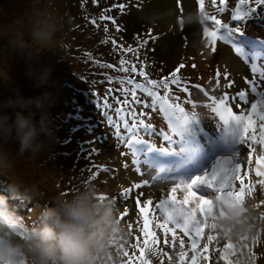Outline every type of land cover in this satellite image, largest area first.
Returning <instances> with one entry per match:
<instances>
[{
    "label": "rangeland",
    "instance_id": "obj_1",
    "mask_svg": "<svg viewBox=\"0 0 264 264\" xmlns=\"http://www.w3.org/2000/svg\"><path fill=\"white\" fill-rule=\"evenodd\" d=\"M237 7L243 11L247 5L239 0H225V11L221 12L220 0H215V4L213 0H204V15H214L231 27L242 25L240 31L229 29L263 42L264 6L241 21H233ZM196 8H199L197 0H0V102L14 97L17 90L24 97H40L42 107L33 105L23 111L34 112L37 121L46 115L49 129L38 137L43 141L38 152H19L15 140L0 142V151L8 154L11 164L9 168H0V193L7 194L11 182L19 186V193L9 203L26 223H31L40 206L50 204L53 198L71 196L84 185L93 184L101 196L111 199L119 209L120 220L130 233L121 246L130 255H140L139 247L145 239L143 220L147 216L149 230L157 240L154 250L146 251L150 264H169L172 259L175 264H193V256L195 264H232L234 247L225 248L233 245L232 241L217 243L216 234L208 228L193 249L189 237L181 230H176L173 240L171 233L165 237L162 229L156 227L162 219L156 205L177 184H189L195 177L211 172L218 160L240 164V178L235 181L237 190L241 183L252 186L253 190L237 202L255 198L257 207H264V183H261L264 176L257 175V168H264L259 120L254 124L256 141H243L241 125L235 120H222L213 102L225 97L233 114H247L252 102L264 100V65L259 68L241 58L230 42L221 41L226 38L221 30L222 39L216 41L213 50L203 35L205 26L213 28L211 21L205 19L193 27L180 22L183 12ZM102 16L111 19H101ZM41 18L56 25L52 39L46 43L31 39L32 25ZM18 34L25 45L22 51L12 43ZM42 67L50 68L51 74L38 87L29 73ZM133 67L135 72L131 71ZM141 70L145 73L143 77ZM173 71L180 77L179 87L171 83L167 90L149 87L157 97L180 105L189 118L183 125L190 126L193 134L197 132L201 152L194 155L187 151L180 134L181 125L171 132L170 123L164 120L166 112L160 110V101L153 104L152 97L137 90V96L152 106L143 109L144 116L139 115L140 106L135 107L137 153L129 154L124 147L131 143L127 145L125 139L117 138L105 116L106 88L127 89L131 87L129 79L142 84L162 78L170 80ZM185 87L187 93L183 91ZM112 95L124 98L123 92ZM108 102L112 108L117 107L111 97ZM108 114L115 119L113 112ZM128 119L131 124L132 118ZM120 130L123 132V125ZM164 134L170 137L164 139ZM152 145L158 152H167L165 148L173 152L157 154ZM93 148L98 151L92 152ZM156 155L164 156V167L161 162L157 164ZM201 185L209 190L199 195L209 200L218 195L215 186ZM198 188V184L193 185L195 192ZM176 196L180 198L182 190L178 189ZM140 207L145 209L143 214ZM260 221L264 223V213ZM255 238L258 239L253 244ZM245 247L248 264H264V226L245 241ZM249 248L255 257L250 258ZM113 259L115 264H121L127 258L118 255L114 247Z\"/></svg>",
    "mask_w": 264,
    "mask_h": 264
},
{
    "label": "clouds",
    "instance_id": "obj_2",
    "mask_svg": "<svg viewBox=\"0 0 264 264\" xmlns=\"http://www.w3.org/2000/svg\"><path fill=\"white\" fill-rule=\"evenodd\" d=\"M204 20L200 8L180 15V22L189 27ZM55 31L53 21L41 18L32 25L31 39L46 43ZM12 43L19 51L25 47L19 34ZM29 74L39 87L47 82L51 69L42 67ZM33 105L42 107L41 98L24 97L19 90L14 97L0 102V142L17 141L21 153L40 151L43 141L38 137L49 129L46 115L37 121L34 112L23 111ZM9 108L13 112L7 111ZM10 166L8 154L0 151V168ZM19 190L11 182L7 194L0 193V264H115L113 249L126 242L130 233L114 202L102 198L95 185L86 184L71 196L53 198L50 204L40 206L31 223H26L9 203ZM211 201L214 215L209 217V231L216 234L217 243L232 241L236 253L232 264H248L245 241L264 226L260 221L264 207L258 208L255 198L234 202L227 195H216ZM169 264H175V259Z\"/></svg>",
    "mask_w": 264,
    "mask_h": 264
},
{
    "label": "snow or ice",
    "instance_id": "obj_3",
    "mask_svg": "<svg viewBox=\"0 0 264 264\" xmlns=\"http://www.w3.org/2000/svg\"><path fill=\"white\" fill-rule=\"evenodd\" d=\"M95 2V0H94ZM199 4V8L202 12H204V0H197ZM240 4L247 5V8L243 11L237 7L234 12L232 19L233 21H241L245 19L248 15L253 14L257 11L259 6H264V0H239ZM213 4H215V0H213ZM120 7H123L121 5ZM221 12L225 11V0H220V8ZM101 19H111V17H101ZM205 19L211 21L213 24V28L210 30L207 26L203 29V35L208 39L210 45L215 48V44L217 40L222 39L219 35L220 29H234L235 31H240L242 25H235V27L229 26L227 23H222L219 19L214 15H206ZM114 22V21H113ZM95 23V21H93ZM123 61L121 64L123 65ZM181 65L180 67H182ZM195 67V65H193ZM122 70L128 71L127 68H123ZM131 71L135 72L136 69L133 67ZM140 75L143 77L145 73L143 70L140 71ZM217 76L219 73L217 72ZM171 79L162 78L161 80H149L147 84L137 83L135 80L129 79L127 83L131 86L127 89H113L111 87L106 88L104 96H103V107L108 109L105 112V116H107V120L109 125H111L116 130L117 138H123L127 142V145L130 144L133 140L131 137L137 135V121L136 116L137 112L135 111L136 106H140L141 112L140 116L146 115L143 111L144 108H150L152 105L146 103L145 100H142L139 96H137V90H141L143 93L153 98V104L159 100L160 101V110L168 113L169 123H170V131L174 132L176 127L180 124L186 122L189 118H187L184 110L180 107L178 103H169L165 97H157L156 92L152 90L151 86L155 87H163L165 90L168 89L169 84L176 85L179 87L181 80L180 77L177 76L176 72L173 71L170 74ZM109 83H111V79L109 78ZM253 92L256 91V85L253 81ZM184 92H188V89L185 87L183 89ZM114 92H123L124 98L121 99L118 96H113ZM114 101L117 107L112 108L111 104H109V98ZM240 98H244V93H240ZM217 104L215 111L219 113V117L225 122L229 120H235L238 124L241 125L242 132V140H252L256 141V133L254 130V124L258 118L259 120V129H260V140L261 144H264V100H258L251 103L250 110L247 114H233L232 111L228 108V104L225 97H221L219 101H213ZM113 112L115 114V119H113L112 115H109L108 112ZM128 117L132 118V123H129ZM139 123H142L140 121ZM121 125H123V132H121ZM148 126H145L147 129ZM126 134V135H125ZM155 135V132H153ZM170 135L164 134V139H168ZM92 152H97V149H91ZM249 155L251 153L249 152ZM240 164L233 163L228 160H218L217 163L213 166L211 172H206L202 176H197L193 179V181L189 184H183L182 186L177 184L172 188L171 192L168 196L161 200L156 207L160 210V214L162 219L156 223V227L162 229L165 237L169 233H171L173 240L176 239L177 232L176 230H181L185 236L189 237L191 242V246L193 249L196 248V245L204 231L205 228L209 227L208 221L209 217L214 215L212 201L204 196L199 195L197 192L193 190V185L196 184H207L210 186H215L218 191V195H227L232 201L241 200L244 195L252 191L251 185H244L241 183L239 189L235 187V181L240 178ZM257 175L264 176V168H257ZM264 183V180L261 181ZM182 190V196L177 198L176 192L177 190ZM104 196H102L103 198ZM137 206L139 207L140 201L137 199ZM147 203V201L145 202ZM140 213L143 214L145 209L143 207L139 208ZM123 215V214H121ZM149 219L147 216H144L143 220V235L145 237L143 246L139 247V245H133V247H139L140 255L135 256L133 253L130 255L128 251L124 250L121 245L115 246L117 254L126 257V260H122L121 264H150V261L146 259V251L154 250V246L157 243L154 232L149 230ZM151 237V239H148ZM211 239V237H207ZM258 238L253 240V244L257 242ZM167 239H165V243H167ZM181 245H183V239H181ZM208 246L204 245V248L207 249ZM226 249H232L233 245L228 244L225 246ZM249 256L250 258L255 257V253L251 251L249 248ZM196 258V256H195ZM227 259V257H225ZM195 260H193V264H195Z\"/></svg>",
    "mask_w": 264,
    "mask_h": 264
},
{
    "label": "trees",
    "instance_id": "obj_4",
    "mask_svg": "<svg viewBox=\"0 0 264 264\" xmlns=\"http://www.w3.org/2000/svg\"><path fill=\"white\" fill-rule=\"evenodd\" d=\"M18 215H20V214H18Z\"/></svg>",
    "mask_w": 264,
    "mask_h": 264
}]
</instances>
